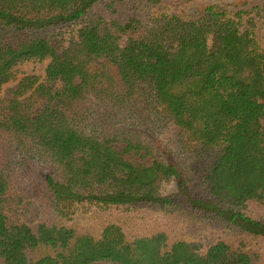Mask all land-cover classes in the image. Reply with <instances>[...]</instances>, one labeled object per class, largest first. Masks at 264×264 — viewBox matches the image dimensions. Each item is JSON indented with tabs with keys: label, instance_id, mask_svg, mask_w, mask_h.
Instances as JSON below:
<instances>
[{
	"label": "trees",
	"instance_id": "trees-1",
	"mask_svg": "<svg viewBox=\"0 0 264 264\" xmlns=\"http://www.w3.org/2000/svg\"><path fill=\"white\" fill-rule=\"evenodd\" d=\"M231 1L0 0V90L51 59L0 98V264H264V4ZM165 124L214 154L200 183Z\"/></svg>",
	"mask_w": 264,
	"mask_h": 264
},
{
	"label": "rangeland",
	"instance_id": "rangeland-1",
	"mask_svg": "<svg viewBox=\"0 0 264 264\" xmlns=\"http://www.w3.org/2000/svg\"><path fill=\"white\" fill-rule=\"evenodd\" d=\"M249 1L251 5L264 4V0ZM243 3L244 1L241 0L229 2V4L239 5ZM210 4L211 3L207 1L193 5L191 8L193 12L196 13L195 17L202 15L203 11L206 10ZM50 62L51 59L43 62L29 61L17 67V81L3 86L0 90V98L13 94L19 81L26 76H38L43 78ZM151 136L160 141L164 156L183 169L182 173L184 176L186 175L195 184L200 183L199 179L201 178L202 171L211 165L214 160V154L210 153L200 143L193 141L187 133L170 124H165L157 133L152 132ZM175 189H177V185L173 184V186H168L166 191L172 192ZM140 211L135 213L133 210L129 209L121 213L115 211L107 212L99 208L75 206L72 209V214L74 223H78L94 231H100L110 223H115L122 219L121 224L131 227V229L134 230L137 229V232L140 229L142 232L148 233L150 229H152V214L148 213V211L145 213Z\"/></svg>",
	"mask_w": 264,
	"mask_h": 264
}]
</instances>
